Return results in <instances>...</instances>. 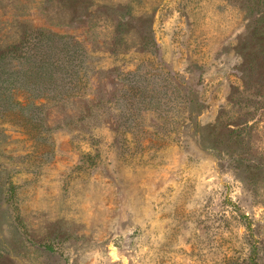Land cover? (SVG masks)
<instances>
[{
    "label": "rangeland",
    "instance_id": "1",
    "mask_svg": "<svg viewBox=\"0 0 264 264\" xmlns=\"http://www.w3.org/2000/svg\"><path fill=\"white\" fill-rule=\"evenodd\" d=\"M0 264H264V0H0Z\"/></svg>",
    "mask_w": 264,
    "mask_h": 264
}]
</instances>
